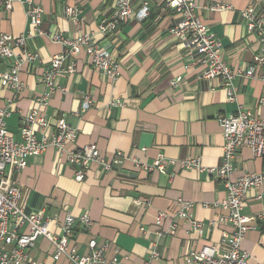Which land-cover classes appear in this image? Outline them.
Segmentation results:
<instances>
[{"label": "crops", "instance_id": "obj_1", "mask_svg": "<svg viewBox=\"0 0 264 264\" xmlns=\"http://www.w3.org/2000/svg\"><path fill=\"white\" fill-rule=\"evenodd\" d=\"M136 9L140 1L135 0ZM150 13L145 19L135 14L122 25L120 44L104 42L119 62V76L111 80L95 69L83 55L75 59L76 70L55 80L56 89L49 105L41 108L37 98L46 90L40 75L53 55L63 51V45L51 38L61 33L66 38L79 30L96 33L101 20L111 14L115 0H36L43 8L42 35L27 41V49L38 54L37 60L22 67L20 77L25 83L22 92L0 83V110L7 108L5 118L9 134L20 139L23 117L39 109L53 126L59 118L77 128L76 139L68 148L97 144L108 160L121 151L125 158L113 170H102L93 162L83 180L76 179L77 166L69 164L66 154L49 146L44 152L30 156L27 166L13 176V184L22 192L20 205L28 212L43 210L46 216L63 217L70 212L75 217L89 212L93 221L89 229L76 221L75 242L80 253L88 251L89 239L111 242L118 246L119 264H184L191 249L214 244L219 251L222 232L230 226L208 227L226 211L214 202L226 196L224 183L206 168L218 166L223 152V134L219 116L237 111L239 105L261 114L259 98L264 93V81L237 76L233 79L237 102L229 101L223 79L206 78L202 68L190 67L189 47L176 38L170 28L178 19L167 7V0H145ZM198 12L209 29L223 44V57L234 70L254 63L259 49L257 35L247 30L240 11L255 3L264 12V0H197ZM226 8L213 10L214 4ZM82 9L83 23L75 24L65 14V8ZM31 29L23 3L16 1L12 9L0 8V30L19 36ZM98 42L102 36L96 34ZM21 53V48H16ZM70 63V59L66 64ZM1 64V69H6ZM182 76L178 87L171 80ZM89 94L92 105L82 111L83 94ZM121 100L122 105L112 104ZM143 148H146L143 150ZM175 160L167 172L148 171L137 162L153 164L158 154ZM198 158L205 169L182 167L180 160ZM231 179L246 173L264 170V155L255 156L248 147L234 158ZM171 175H173L171 177ZM264 193V183L259 189ZM258 189L247 194L244 212L254 217V228L242 242L250 254V264H264V199H256ZM182 199L193 202V218L204 223L199 234L184 218L174 219L175 233H170L171 218L159 222V212H174ZM206 204V205H203ZM50 229L59 231V223ZM53 244L41 238L30 251L41 264H66L53 259ZM156 252L155 255L152 253ZM116 253L110 249L111 258ZM22 264H28L23 262Z\"/></svg>", "mask_w": 264, "mask_h": 264}, {"label": "built area", "instance_id": "obj_2", "mask_svg": "<svg viewBox=\"0 0 264 264\" xmlns=\"http://www.w3.org/2000/svg\"><path fill=\"white\" fill-rule=\"evenodd\" d=\"M16 1L24 4L31 29L19 36L0 30V66H7L6 69L0 68V83L22 92L25 88L20 77L22 67L33 64L38 58L36 52L27 49V41L35 35L43 34V8L36 0H0V8L12 9ZM139 1L140 6L136 9L135 0H115L111 14L100 21L96 33L80 29L73 38H66L59 32L51 35L54 41L63 45V51L52 56L49 65L40 75V81L46 86V90L37 98L41 108L49 105L51 94L57 87L56 78L62 74L74 73L75 59L80 56L85 55L95 69L104 72L111 80L117 79L119 62L114 53L105 47L104 42L120 44L122 25L128 18L135 14L142 20L149 15L148 2ZM167 7L178 15L170 32L190 49V60L186 67L202 68V75L206 78H222L229 101H238L233 85L235 77L245 76L264 81V12L255 3L248 4L240 12L247 30L257 35L259 49L254 56V63L237 70L231 68L224 59L223 44L200 16L197 0H167ZM223 8L226 5L222 3L211 6L213 10ZM64 12L75 24L83 23L81 8L68 6ZM96 34L102 36L101 42L94 39ZM16 48H21V53H16ZM68 59L70 63L66 64ZM182 81L183 77L177 76L171 80V85L178 87ZM92 103L89 94L84 93L81 110L89 109ZM112 104L121 106L122 101L114 100ZM259 106L261 114H256L241 104L236 112L218 118L224 140L222 159L218 166L206 169L225 185L226 196L214 204L226 213L216 220H210L208 227L226 225L230 226V230L222 232L221 243L225 246L224 250L219 251L214 244L191 249L185 256L184 264H250V254L243 249L242 242L254 228V217L247 215L244 209L251 189H258L256 199H264V193L259 190L264 183V170L243 174L235 180L230 176L234 170V158L242 148H250L255 156L264 155V93L259 98ZM9 114L10 110L7 108L0 110V264H41L31 256L30 251L43 237L51 240L56 263L64 259L66 264H119V247L111 242H99L95 237L89 239L88 251L79 252L74 239L76 221L89 229L93 223L89 212L78 217L70 212H66L63 217L46 216L43 210L28 212L20 205L22 192L13 184V176L27 166L30 156L44 152L49 146L64 152L67 162L77 166L76 179L79 181L85 178L91 163H98L102 170H113L122 165L125 155L119 151L112 160H108L95 143L68 148V144L77 137V128L64 118H59L53 126L50 119L36 108L23 117L22 135L20 139H16L9 134L5 123ZM173 163L175 160L160 153L153 164L137 162V165L148 171L167 172L168 166ZM180 164L186 168L205 169L198 158H185L180 160ZM177 205L174 212L160 211L159 222L164 218H171L174 222L170 230L172 234L176 229L174 219L184 218L193 229L202 234L205 230L204 223L194 219L192 214L195 204L179 199ZM55 220L59 223L58 232L50 229L51 222ZM110 249L116 254L108 258ZM152 254L155 255L156 252Z\"/></svg>", "mask_w": 264, "mask_h": 264}]
</instances>
